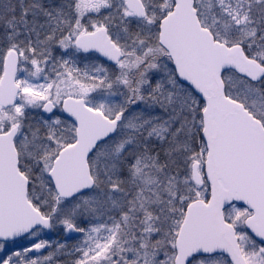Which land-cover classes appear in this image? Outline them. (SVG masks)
<instances>
[{"label": "snow or ice", "instance_id": "snow-or-ice-1", "mask_svg": "<svg viewBox=\"0 0 264 264\" xmlns=\"http://www.w3.org/2000/svg\"><path fill=\"white\" fill-rule=\"evenodd\" d=\"M0 264H264V0H0Z\"/></svg>", "mask_w": 264, "mask_h": 264}]
</instances>
